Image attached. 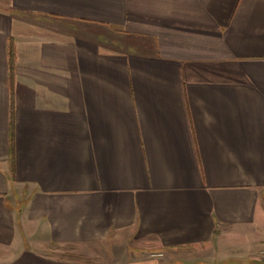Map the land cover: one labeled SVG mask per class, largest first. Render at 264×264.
<instances>
[{
  "label": "crops",
  "instance_id": "obj_1",
  "mask_svg": "<svg viewBox=\"0 0 264 264\" xmlns=\"http://www.w3.org/2000/svg\"><path fill=\"white\" fill-rule=\"evenodd\" d=\"M172 263L264 264V0H0V264Z\"/></svg>",
  "mask_w": 264,
  "mask_h": 264
},
{
  "label": "rangeland",
  "instance_id": "obj_2",
  "mask_svg": "<svg viewBox=\"0 0 264 264\" xmlns=\"http://www.w3.org/2000/svg\"><path fill=\"white\" fill-rule=\"evenodd\" d=\"M155 254H158V253H156V252H155V253H150V256H149V253H148V256H149V257H154V258H155V257H159V256H156ZM208 254H210V252H208ZM183 258H184V257H183ZM187 258H189V257H187ZM239 261H240V260H239ZM242 262H243V261H242ZM172 264H173V263H172Z\"/></svg>",
  "mask_w": 264,
  "mask_h": 264
}]
</instances>
